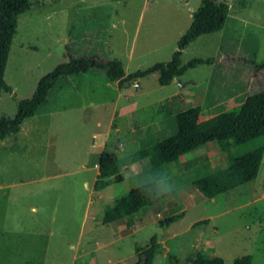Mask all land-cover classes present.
Listing matches in <instances>:
<instances>
[{"label":"rangeland","instance_id":"rangeland-1","mask_svg":"<svg viewBox=\"0 0 264 264\" xmlns=\"http://www.w3.org/2000/svg\"><path fill=\"white\" fill-rule=\"evenodd\" d=\"M218 1L231 7L223 31L197 38L181 55L182 65L194 58L213 64L188 69L167 86L157 74L124 89L103 70L67 77L19 132L0 139V264H140L152 237L160 244L153 264H189L190 255L223 264L249 255L251 264H264V153L255 180L213 199L188 183L227 166L212 143L156 178L145 159L128 164L122 182L92 189L103 150L128 157L173 135L177 113L198 106L202 119L210 118L235 107L255 76L264 80L253 65L264 63V0ZM29 2L21 16L0 17V117L13 118L39 80L71 58L119 60L126 74L169 62L178 32L191 24L188 10L201 0ZM150 182L158 192L175 185L179 221L156 224L174 214L169 206L142 213L130 229L104 225L108 206ZM202 220L208 223L192 228Z\"/></svg>","mask_w":264,"mask_h":264},{"label":"trees","instance_id":"trees-1","mask_svg":"<svg viewBox=\"0 0 264 264\" xmlns=\"http://www.w3.org/2000/svg\"><path fill=\"white\" fill-rule=\"evenodd\" d=\"M30 9L29 0H0V17L10 16L17 18ZM230 13V7L224 2L214 0H201L200 6L192 13V21L188 29L177 41V49L172 54L171 60L166 63H157L152 67L126 74L122 62L112 60L102 62L96 58H71L68 63L55 67L50 73L43 76L30 98L19 101L13 118L0 117V139L10 133L20 130L22 123L34 117L48 104L51 91L61 85L67 77L81 76L92 70H103L109 82L116 83L124 89L134 80L157 74L160 86H167L175 79L181 77L188 69L199 65H211L214 58H194L185 65L181 63L182 51L197 38L216 33L225 27ZM255 71L264 70V63L254 64ZM2 84V82H1ZM10 90V88H7ZM176 132L173 135L149 143L133 153L120 158L116 153L103 150L98 162V175L93 184L94 191H101L111 183L123 181L122 170L128 164L147 159L154 177L163 174V168L177 161L185 154L198 147L212 143L218 151L226 154L228 164L226 167L217 168L212 173L195 177L188 181L204 197H214L232 191L233 189L250 183L256 179L264 153V80H253L245 97L229 110L202 119L201 108L196 106L177 113L174 117ZM192 163V161L188 162ZM201 169H206L202 165ZM158 186L150 182L118 198L113 206L106 208L104 225H125L127 229L132 226L133 220L148 211L161 212L166 207L173 206L174 214L156 224L168 228L179 221L183 215V208L174 204L178 190L159 198H150L146 194H155ZM208 220L195 222L192 228L206 225ZM160 244L155 237L150 240V245L142 251L146 264H153V259L158 252ZM136 252L140 247H136ZM168 258L178 263L177 259L169 255ZM140 262V260H139ZM186 262L189 264H223L220 257L204 258L190 255ZM232 264H251V256L245 255L236 258Z\"/></svg>","mask_w":264,"mask_h":264},{"label":"crops","instance_id":"crops-1","mask_svg":"<svg viewBox=\"0 0 264 264\" xmlns=\"http://www.w3.org/2000/svg\"><path fill=\"white\" fill-rule=\"evenodd\" d=\"M214 1H216V2H219L218 0H214ZM230 7V6H229ZM230 10H231V7H230ZM194 11H196L195 9H189L188 10V12H189V18H191L192 19V13L194 12ZM238 19H235L236 21H241V22H245L244 21V18L243 17H238V15L236 16ZM190 25V24H189ZM189 25H188V27H189ZM188 27L187 28H185V29H181V31H179L178 32V36H179V38L184 34V32L188 29ZM225 28V27H224ZM223 31V29L221 30V31H219V32H222ZM178 80V82H179V79L177 78V79H175L173 82H175V81H177ZM181 85H183V84H181ZM242 97H240V99H241ZM19 132V131H18ZM17 133V132H16ZM136 163V162H135ZM126 167V166H125ZM96 174L98 175V165H97V172H96ZM94 184V183H93ZM92 189H93V186H92ZM94 190V189H93ZM177 197L179 198V196H178V194H177ZM163 212V211H162Z\"/></svg>","mask_w":264,"mask_h":264},{"label":"clouds","instance_id":"clouds-1","mask_svg":"<svg viewBox=\"0 0 264 264\" xmlns=\"http://www.w3.org/2000/svg\"><path fill=\"white\" fill-rule=\"evenodd\" d=\"M174 187L175 185L171 183V185L168 186L166 189H164L162 192H157L154 195L153 194H146V195H148L150 198H159L160 196L170 194L173 191Z\"/></svg>","mask_w":264,"mask_h":264},{"label":"water","instance_id":"water-1","mask_svg":"<svg viewBox=\"0 0 264 264\" xmlns=\"http://www.w3.org/2000/svg\"><path fill=\"white\" fill-rule=\"evenodd\" d=\"M140 264H146V260L144 259Z\"/></svg>","mask_w":264,"mask_h":264}]
</instances>
